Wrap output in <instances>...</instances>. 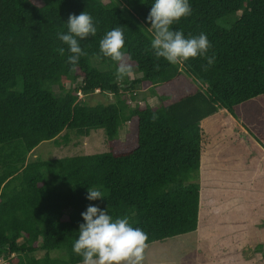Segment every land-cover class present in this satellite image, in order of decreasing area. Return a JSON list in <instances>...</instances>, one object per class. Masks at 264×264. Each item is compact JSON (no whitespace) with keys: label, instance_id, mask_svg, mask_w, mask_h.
<instances>
[{"label":"trees","instance_id":"1","mask_svg":"<svg viewBox=\"0 0 264 264\" xmlns=\"http://www.w3.org/2000/svg\"><path fill=\"white\" fill-rule=\"evenodd\" d=\"M39 1L0 0V256L6 264L82 263L73 244L88 205L127 216L147 245L196 230L204 119L225 109L264 150V0H189L191 15L172 28L186 38L207 35V56L215 57L207 71L201 57L177 65L155 58L147 20L154 0ZM83 11L97 33L80 40L87 55L73 71L58 33ZM120 26L139 75L118 84V65L99 41ZM165 85L186 92L171 101V89L158 90ZM136 87L148 90L138 101ZM96 90L113 101L88 104ZM154 95L159 102L151 105ZM98 128L106 151L27 161L40 142L59 144L63 131L67 143L68 131ZM89 188L104 199L88 200Z\"/></svg>","mask_w":264,"mask_h":264},{"label":"rangeland","instance_id":"2","mask_svg":"<svg viewBox=\"0 0 264 264\" xmlns=\"http://www.w3.org/2000/svg\"><path fill=\"white\" fill-rule=\"evenodd\" d=\"M138 75L133 69L132 75L125 79L130 81ZM183 86L190 85L183 82ZM174 87L165 85L158 90L167 93L171 89L174 93L170 100L174 101L188 89ZM133 91L137 101L148 93L138 87ZM85 100L88 104L113 101V95L96 90ZM158 102L155 95L148 99L151 105ZM202 130V160L197 179L201 190L198 228L148 244L142 264H264V150L225 109L206 117ZM128 131L129 125L125 123L118 133L121 141ZM64 133L58 137L59 144L52 140L40 142L27 155V161L108 149L102 128L92 129L85 136L68 131L67 143H63ZM0 264H6L1 256Z\"/></svg>","mask_w":264,"mask_h":264},{"label":"clouds","instance_id":"3","mask_svg":"<svg viewBox=\"0 0 264 264\" xmlns=\"http://www.w3.org/2000/svg\"><path fill=\"white\" fill-rule=\"evenodd\" d=\"M191 13L189 0H154L147 16L151 24L149 30L152 32L150 48L157 60L163 58L172 65L186 62L190 58H204L207 63L203 65V69L207 71L215 61L214 56H207L211 48L207 35L200 33L186 38L182 31L172 28L174 22ZM66 24L67 33H58V38L68 46L70 54L67 62L73 66L71 70L74 71L80 58L87 55L80 40L94 37L97 28L93 17L86 11L79 15L70 14ZM124 48L122 26L107 31L99 41L100 53L118 65L115 73L118 84L133 73ZM56 51L61 56L65 54L63 47ZM154 70L159 71L160 65L155 64ZM151 119L155 122L158 116L153 113ZM86 198L90 201L104 199V194L98 189L89 188ZM81 216L84 223L79 225L73 252L83 258L82 264H142L148 235L141 228L134 227L127 216L114 219L108 214L107 208L101 209L93 205H88Z\"/></svg>","mask_w":264,"mask_h":264},{"label":"built area","instance_id":"4","mask_svg":"<svg viewBox=\"0 0 264 264\" xmlns=\"http://www.w3.org/2000/svg\"><path fill=\"white\" fill-rule=\"evenodd\" d=\"M78 93H79V95H81V96H82V94L80 93V91H79Z\"/></svg>","mask_w":264,"mask_h":264},{"label":"crops","instance_id":"5","mask_svg":"<svg viewBox=\"0 0 264 264\" xmlns=\"http://www.w3.org/2000/svg\"><path fill=\"white\" fill-rule=\"evenodd\" d=\"M242 127V126H241ZM243 129V128H242ZM251 137V136H250Z\"/></svg>","mask_w":264,"mask_h":264}]
</instances>
